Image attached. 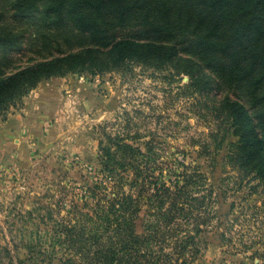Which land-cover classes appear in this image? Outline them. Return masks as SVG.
<instances>
[{
  "label": "rangeland",
  "instance_id": "rangeland-1",
  "mask_svg": "<svg viewBox=\"0 0 264 264\" xmlns=\"http://www.w3.org/2000/svg\"><path fill=\"white\" fill-rule=\"evenodd\" d=\"M33 39L2 58L3 76L42 59ZM36 88L38 98L28 101L30 91L0 113V264L82 263L78 246L66 241L69 225L81 228V214H91L104 149L120 142L151 149L150 161L137 158L148 191L143 176L121 171L125 183L136 181L124 189L151 251L177 264H264V188L234 161L225 92L196 86L174 66L139 63L66 74ZM184 170L198 175L187 192L198 199L184 204L191 216L156 217L152 186ZM184 234L192 236L185 246Z\"/></svg>",
  "mask_w": 264,
  "mask_h": 264
},
{
  "label": "trees",
  "instance_id": "trees-1",
  "mask_svg": "<svg viewBox=\"0 0 264 264\" xmlns=\"http://www.w3.org/2000/svg\"><path fill=\"white\" fill-rule=\"evenodd\" d=\"M34 36L42 59L3 76L2 58ZM126 63L174 66L196 86L225 92L234 161L264 188V0H0V113L48 79L95 75ZM115 146L104 149V179L90 189L92 212L81 214V228L69 225L67 243L78 246L81 264H177L151 251L149 233L136 232L138 207L131 189H124L127 173L143 176L141 188L148 191V173L137 158L150 161L151 149ZM193 176L184 170L152 186L156 217L191 216L184 204L198 199L187 194ZM126 180L130 187L136 183ZM154 226L146 224V232ZM191 239L184 234L182 245Z\"/></svg>",
  "mask_w": 264,
  "mask_h": 264
},
{
  "label": "crops",
  "instance_id": "crops-1",
  "mask_svg": "<svg viewBox=\"0 0 264 264\" xmlns=\"http://www.w3.org/2000/svg\"><path fill=\"white\" fill-rule=\"evenodd\" d=\"M38 89L36 88V89H33L32 91H31V93L30 94H28V101H31L32 100V98H33V94H34V97H36V98H38V91H37ZM27 98V97H26ZM34 100V99H33ZM32 110H30V112H31Z\"/></svg>",
  "mask_w": 264,
  "mask_h": 264
}]
</instances>
